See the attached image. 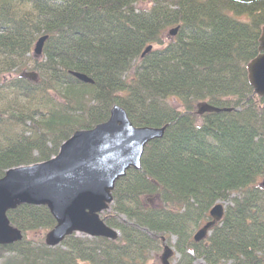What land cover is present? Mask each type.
<instances>
[{
    "label": "trees",
    "instance_id": "obj_1",
    "mask_svg": "<svg viewBox=\"0 0 264 264\" xmlns=\"http://www.w3.org/2000/svg\"><path fill=\"white\" fill-rule=\"evenodd\" d=\"M262 29L264 0H0V179L56 157L115 105L136 127H166L102 215L118 240L75 234L51 248L55 219L24 205L8 213L23 240L0 245V264H159L173 237L180 264H264V99L247 73ZM217 204L222 221L195 242Z\"/></svg>",
    "mask_w": 264,
    "mask_h": 264
},
{
    "label": "water",
    "instance_id": "obj_2",
    "mask_svg": "<svg viewBox=\"0 0 264 264\" xmlns=\"http://www.w3.org/2000/svg\"><path fill=\"white\" fill-rule=\"evenodd\" d=\"M251 4L259 0H233ZM178 29L169 35L175 36ZM47 37L36 44L34 54L41 56ZM260 41L261 54L247 67L254 93L264 98V29ZM148 47L143 56L150 53ZM79 81L94 84L86 75L73 73ZM203 106L200 112H222ZM166 127H136L126 110L114 106L107 122L91 130L76 132L66 141L59 154L44 163L10 169L0 179V245L9 246L23 240V233L14 227L8 213L21 206L46 207L56 226L45 237L47 246L54 248L74 234L90 238L118 239L117 230L109 227L101 215L113 203L116 184L128 171H141L147 145L164 137ZM264 187V182L262 183ZM225 207L216 205L211 220L194 236L204 241L224 217ZM174 251L166 246L160 264H171Z\"/></svg>",
    "mask_w": 264,
    "mask_h": 264
},
{
    "label": "rangeland",
    "instance_id": "obj_3",
    "mask_svg": "<svg viewBox=\"0 0 264 264\" xmlns=\"http://www.w3.org/2000/svg\"><path fill=\"white\" fill-rule=\"evenodd\" d=\"M145 6H148V5H142V7H145ZM173 29H170L169 31H167V36L168 37H171L169 34H170V31H172ZM149 47H152V49H153V46H149ZM35 55V54H34ZM42 56V55H41ZM41 56H35L36 58H40ZM142 57V56H141ZM144 57V56H143ZM73 73H75V72H73ZM73 73H71L72 75H73ZM27 75H28V77H29V75L30 76H32L33 78H32V80L34 81L35 80V82H38V75L37 74H35L34 75V73H31V72H27L26 73ZM34 75V76H33ZM76 78V77H75ZM249 78V77H248ZM85 84H87V83H85ZM254 90V89H253ZM255 96H257L258 98H262V97H259L258 95H256L255 94ZM262 99H264V98H262ZM172 105L174 106V108H176V109H178V110H183V104H182V101L180 100V99H174L173 100V102H172ZM116 106V105H115ZM204 106H206V105H204ZM219 110H221V109H219ZM231 111V110H230ZM204 113H206V112H204ZM217 113H220V112H217ZM111 115V114H110ZM146 149V148H145ZM264 182V179L260 182V184L259 185H261L262 183ZM236 197V195H233V197H231V198H235ZM113 204V203H112ZM218 205V204H217ZM223 206L225 207L226 205H224L223 204ZM110 208H111V205H110ZM110 208H109V210H110ZM109 210H107V211H109ZM107 211H105V212H107ZM104 212V213H105ZM103 213V214H104ZM102 214V215H103ZM102 215H101V217H102ZM205 225V224H204ZM203 225V226H204ZM116 230V229H115ZM198 231V230H197ZM197 231H196V233H197ZM118 232V239H119V237H120V233H119V231H117ZM49 232H46L45 233V237H46V235L48 234ZM195 233V234H196ZM210 234H211V232H210ZM209 234V235H210ZM83 236H85V235H83ZM85 237H87V236H85ZM90 238V237H89ZM117 239V240H118ZM175 241H176V239H175V237H173L172 239H170V240H168V239H166V238H163L162 240H161V249H160V253H159V257H158V261H159V264L161 263V257H162V255H163V253H164V250H165V247L166 246H168V247H170L174 252V255H173V257L170 259V263L171 264H180V262H182V257H181V255H180V253L178 254L177 252H176V250H175V247H174V244H175ZM61 245V244H60ZM182 264V263H181ZM184 264V263H183ZM194 264H206V262H204V260L203 259H199L198 261H196Z\"/></svg>",
    "mask_w": 264,
    "mask_h": 264
},
{
    "label": "bare ground",
    "instance_id": "obj_4",
    "mask_svg": "<svg viewBox=\"0 0 264 264\" xmlns=\"http://www.w3.org/2000/svg\"><path fill=\"white\" fill-rule=\"evenodd\" d=\"M173 30H174V29H173ZM170 32H171V31H170ZM262 33H263V29H262ZM262 33H261V36H262ZM260 39H261V37H260ZM258 41H259V40H258ZM259 42H260V41H259ZM144 52H145V51H144ZM260 54H261V52H260V47H259V55H260ZM259 55H258V56H259ZM255 59H256V58H255ZM33 76H34V75H33ZM29 78L32 79L33 77L29 75ZM211 221H212V220H211Z\"/></svg>",
    "mask_w": 264,
    "mask_h": 264
}]
</instances>
